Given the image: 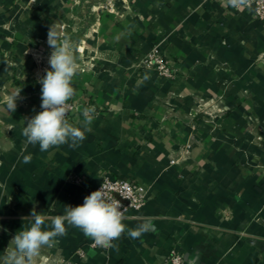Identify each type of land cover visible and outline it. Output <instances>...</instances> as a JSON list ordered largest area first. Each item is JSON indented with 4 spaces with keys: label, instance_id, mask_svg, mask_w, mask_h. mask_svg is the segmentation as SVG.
<instances>
[{
    "label": "crops",
    "instance_id": "crops-1",
    "mask_svg": "<svg viewBox=\"0 0 264 264\" xmlns=\"http://www.w3.org/2000/svg\"><path fill=\"white\" fill-rule=\"evenodd\" d=\"M50 27L80 66L69 122L96 111L81 146L42 152L21 131L42 110ZM152 48L174 77L138 67ZM102 173L143 187L123 220L142 235L102 250L68 226L35 264H166L172 250L183 264H264V26L251 2L0 0V255L34 207L82 205Z\"/></svg>",
    "mask_w": 264,
    "mask_h": 264
},
{
    "label": "clouds",
    "instance_id": "clouds-1",
    "mask_svg": "<svg viewBox=\"0 0 264 264\" xmlns=\"http://www.w3.org/2000/svg\"><path fill=\"white\" fill-rule=\"evenodd\" d=\"M248 0H229L233 7H240ZM47 43L51 49L48 58L50 70L39 79L41 87V111L31 117H25V126L21 135L31 146L39 145L40 151H48L63 145L79 147L91 132L90 125L95 116V107L82 110L83 128L74 126L67 116L71 105L69 101L75 96L73 78L79 71L75 46L69 38H61L59 32L50 27ZM22 88H17L5 98L8 112H15ZM28 162V161H25ZM124 206L120 200L109 197L102 184L99 190L93 191L84 198L79 206L65 205L62 215L47 216L38 213L35 207L24 219L31 221L29 227H21L0 255V264H35L42 247H53L57 238L67 235V227L82 231L95 246L114 247V241L125 233L129 238L137 239L143 229L127 228L123 223ZM47 222V223H46Z\"/></svg>",
    "mask_w": 264,
    "mask_h": 264
},
{
    "label": "built area",
    "instance_id": "built-area-1",
    "mask_svg": "<svg viewBox=\"0 0 264 264\" xmlns=\"http://www.w3.org/2000/svg\"><path fill=\"white\" fill-rule=\"evenodd\" d=\"M248 2L253 4L254 14L264 26V0H251ZM248 2L246 4H248ZM137 65L141 69H152L164 78H172L175 75L173 67L166 62L164 55L156 48H152L146 53L138 61ZM69 104L71 105V108L67 118H69L71 113L76 109L74 102L69 101ZM102 184L109 197L121 201V204L124 206V216L128 209L136 210L143 206L145 195L144 189L140 184L127 178L113 177L108 173H102L99 183L95 186L92 192L99 190ZM90 246L102 250L108 249L95 246L93 241H91ZM79 254L83 255V252L79 251ZM182 262L183 257L173 250L169 253L166 259V264H182Z\"/></svg>",
    "mask_w": 264,
    "mask_h": 264
},
{
    "label": "rangeland",
    "instance_id": "rangeland-1",
    "mask_svg": "<svg viewBox=\"0 0 264 264\" xmlns=\"http://www.w3.org/2000/svg\"><path fill=\"white\" fill-rule=\"evenodd\" d=\"M184 260V259H183ZM182 264H183V262H182Z\"/></svg>",
    "mask_w": 264,
    "mask_h": 264
}]
</instances>
